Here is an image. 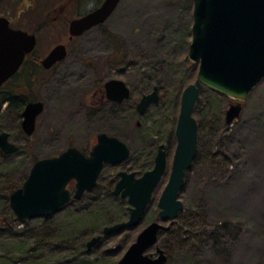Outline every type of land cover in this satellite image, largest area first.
I'll return each mask as SVG.
<instances>
[{
  "label": "rangeland",
  "instance_id": "rangeland-1",
  "mask_svg": "<svg viewBox=\"0 0 264 264\" xmlns=\"http://www.w3.org/2000/svg\"><path fill=\"white\" fill-rule=\"evenodd\" d=\"M15 1L0 0V16L37 37L38 57L58 43L68 45V53L55 68L40 71V80L24 93L44 104L34 133H20L14 115L2 124L18 152L0 157V264H117L138 233L155 221L167 229L147 254L155 257L159 247L165 264H264V79L240 102L241 116L231 125L225 111L232 100L202 90L192 113L197 152L179 193L182 210L173 221L159 220L157 203L172 166L181 92L196 81L198 71L187 58L192 0H121L104 24L71 43L67 25L53 24L55 13L40 12L64 5L60 17L70 21L101 1L60 0L56 5L57 0H40L35 6L39 15L18 13ZM112 79L124 81L131 91L116 107L100 98L101 85ZM153 88L159 102L139 116L136 104ZM101 133L123 141L131 151L129 160L106 166L98 188L81 200L52 216L19 223L9 196L22 186L33 163L69 147L88 155ZM159 145L167 147L166 170L142 220L104 235V227L128 218L127 201L106 190L109 177L135 171L132 166L152 150L156 155ZM153 165L149 162L145 170ZM97 236L100 240L87 250L86 243Z\"/></svg>",
  "mask_w": 264,
  "mask_h": 264
},
{
  "label": "water",
  "instance_id": "water-1",
  "mask_svg": "<svg viewBox=\"0 0 264 264\" xmlns=\"http://www.w3.org/2000/svg\"><path fill=\"white\" fill-rule=\"evenodd\" d=\"M121 0H104L95 10L69 22V37H79L102 25L112 15ZM191 42L187 58L198 66L196 81L181 93L180 109L175 128L176 148L168 181L158 199L160 221H173L182 210L179 193L187 171L197 152V123L192 113L203 89H209L233 101L225 111V122L231 125L241 116L248 93L264 79V0H192ZM36 46V37L11 28L6 17H0V86L21 65L25 55ZM66 48L55 46L42 60L45 69L64 60ZM105 97L110 102L123 103L130 97L126 84L112 79L104 84ZM159 102L158 89L141 97L136 105L139 116ZM43 111L40 101L27 104L22 113V130L31 136L36 118ZM138 125V123H137ZM0 148L14 154L18 147L0 135ZM130 151L125 143L105 133L98 134L96 144L84 155L69 147L58 156L37 160L22 186L9 196V206L19 223L36 217H49L92 191L105 166L125 163ZM166 150L159 146L151 170L137 177L120 171L113 195L126 199L129 216L125 222L104 227L103 234L120 233L136 227L142 220L152 195L165 174ZM70 183L74 191L69 190ZM167 227L155 221L136 236L117 264H165L167 258L159 247L155 257L146 254L156 246L158 236ZM100 240L93 237L86 249Z\"/></svg>",
  "mask_w": 264,
  "mask_h": 264
},
{
  "label": "flooded vegetation",
  "instance_id": "flooded-vegetation-1",
  "mask_svg": "<svg viewBox=\"0 0 264 264\" xmlns=\"http://www.w3.org/2000/svg\"><path fill=\"white\" fill-rule=\"evenodd\" d=\"M97 7H98V5L94 9H96ZM64 8L65 7H61L58 10L54 9V11H52V12L48 11L47 9L46 10H42V14L50 15L51 13H55L56 16L53 19V24L58 23V21H63V23H65L67 25V29H68L69 22L72 21V20H70V21L69 20H64V19L62 20V17H60V16H61V14H64V13H62L64 11ZM10 24H11V22H10ZM11 26H12V24H11ZM22 30H24V29H22ZM75 38H77V37H74V38L70 39L69 32H68V42L69 43L73 42ZM36 45H37V37H36ZM57 45H64L65 46V48H66V57H67L68 45L61 44V43H58ZM57 45H55V46H57ZM50 51H48V53ZM48 53L42 58L38 57L36 55V53H35V48H34V50L31 53L25 55L21 65L19 66V68L15 72V74H13L8 80H6L0 86V135L3 134V133H7L6 130H5V127L2 124L6 125L7 124V120H9L11 118V116H12V120H13V115L16 116L15 119L19 122L18 123L19 132L24 134V132L22 130V125H21L23 110H24V108H25V106L27 104H29L31 102H37L35 100H28L24 93L26 91H28V90H31V87L33 88L34 85L40 80L39 79V75H40L39 72L40 71H45V72L50 71L51 69L55 68L59 63H61L62 61H64L66 59V57H65L64 60L55 63L51 68L45 69L42 66V60L48 55ZM106 82H104L101 85V87H100V90H101V97L100 98H101L102 103L112 105L113 107L119 106V104H121V103L110 102V101H108L106 99L105 92H104V84ZM130 95H131V91H130ZM12 98L23 99L24 101L21 100L20 102H15V101L12 100ZM43 111H44V104H43ZM37 118H36V121H37ZM136 125H137V123H136ZM137 127H139V123H138ZM96 137H97V135H96ZM8 141L10 143H12L11 140H10V135L9 134H8ZM95 144H96V139H95L94 145ZM176 144H177V142H176ZM159 146H163V145H159ZM159 146L157 147L156 151H158ZM163 147L166 150L167 147H165V146H163ZM175 148H176V146H175ZM17 152H18V150H17ZM156 154H157V152H156ZM9 155H13V154H6L0 148V157H8ZM73 186H74V184L71 183L70 184V189H73L72 188Z\"/></svg>",
  "mask_w": 264,
  "mask_h": 264
},
{
  "label": "trees",
  "instance_id": "trees-1",
  "mask_svg": "<svg viewBox=\"0 0 264 264\" xmlns=\"http://www.w3.org/2000/svg\"><path fill=\"white\" fill-rule=\"evenodd\" d=\"M60 0H57V3H56V5L58 4V2H59ZM63 2H65L66 3V1L67 2H69V0H62ZM88 0H84V2H87ZM99 1H103V0H99ZM100 2V3H101ZM52 5H54V3H51ZM12 5L14 6V8L15 9H17L18 10V13H20V14H23V13H25L26 11H29L30 12V14H36V15H39V12H37L35 9V6H37V5H41L40 4V0H16L15 2H13L12 3ZM56 5H54V6H56ZM59 6H61V5H59ZM64 6V5H63ZM62 6V7H63ZM41 14H42V12H40ZM86 14V13H85ZM84 14H79L77 17H81V16H83ZM103 32V34L105 35V36H107V37H109L110 39H112L113 40V38L112 37H110L109 35H108V33L107 32H105V31H102ZM114 41V40H113ZM187 87V86H186ZM182 93V92H181ZM143 95H145V94H143ZM142 95V96H143ZM12 100L13 101H15V102H20L21 100L22 101H24L23 99H16V98H12ZM128 147V146H127ZM130 150V149H129ZM157 150V149H156ZM81 151V150H80ZM157 152V151H156ZM130 153H131V151H130ZM131 156V155H130ZM154 158H155V154L153 153V150L152 151H150V153L148 154V156H147V158L143 161V162H139V163H137L136 165H134V166H132V169H134L135 171H133L134 173H136V174H142V173H144V172H146V171H148V170H145V168H146V166H147V164L149 163V162H151V164L152 163H154ZM1 166V165H0ZM116 174L117 173H115L113 176L111 175L110 177H109V181H108V183H107V185H106V190L108 191V193H109V195H112V192H113V188H114V186H115V183L117 182V178H116ZM100 178V177H99ZM99 181V180H98ZM73 188V187H72ZM96 188H98V183H97V186L95 187V189ZM94 189V190H95ZM72 190V189H71ZM83 198V197H82ZM81 198V199H82ZM128 209V208H127ZM123 220L122 219H120V220H117V221H115V222H113V223H111V224H109V225H114V224H118V223H121ZM86 243L85 241H82L81 243L82 244H84V243ZM29 246V244L28 243H25V245H24V247L25 248H27Z\"/></svg>",
  "mask_w": 264,
  "mask_h": 264
}]
</instances>
